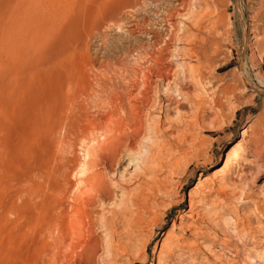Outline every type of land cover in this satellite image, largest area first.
Returning <instances> with one entry per match:
<instances>
[{"label":"rangeland","instance_id":"1","mask_svg":"<svg viewBox=\"0 0 264 264\" xmlns=\"http://www.w3.org/2000/svg\"><path fill=\"white\" fill-rule=\"evenodd\" d=\"M177 1L0 0V264H264V0Z\"/></svg>","mask_w":264,"mask_h":264},{"label":"bare ground","instance_id":"2","mask_svg":"<svg viewBox=\"0 0 264 264\" xmlns=\"http://www.w3.org/2000/svg\"><path fill=\"white\" fill-rule=\"evenodd\" d=\"M178 5L179 7L181 8H184L183 6L185 5L184 3V0H178ZM156 5V4H155ZM159 15V14H158ZM172 18V17H171ZM169 31L172 32V29L174 28L175 26V23L172 21V20H169ZM262 34H263V41H264V30H262ZM171 35V34H170ZM169 37V36H168ZM172 37V36H171ZM170 37V39H171ZM168 39V40H170ZM264 46V44H263ZM162 76V75H161ZM163 77V76H162ZM145 99V98H144ZM207 104V103H206ZM68 110V109H67ZM105 137V136H104ZM108 139V138H107ZM108 142H109V139H108ZM242 145H243V142L242 140L239 141L236 145V147L233 149V151H231L222 161V164L220 166V168H217V170H214L213 173H216L218 172V175L219 173H225L227 171V169L233 167L238 159L240 158V150L242 148ZM99 146V145H98ZM100 148V147H99ZM102 148V147H101ZM99 149L97 148H93V149H90L86 156L88 158V160H86V163L89 162L88 166L91 167V169L89 170H92L91 174L89 175L88 179H86V181H84L86 183V189L81 193L80 191V187L82 188V186H78L77 184V188L79 189L80 193L79 194V198L78 200L76 201V205L74 204L75 207H73V210L70 214L66 215L67 216V223H63L62 225H60L57 221H52V223L48 226L49 229H51V232L52 233L51 235H53V237L51 238V242H50V245H51V248H52V256H53V259L55 257V254L58 250L62 249L64 247V245L66 244V237L69 236V235H74V236H78V237H81L82 235H84V233H86V231L88 230V224L86 225L85 222L87 219H89V217L91 216L89 214V212H87V207H91L92 205H94V198L96 197L95 195H100L103 199L107 200L110 196V192L109 191H104V189L102 188H99V186H97L98 184H100L99 180H97V178L99 177V174L95 171H93L94 169V166L95 164L98 162V160H100V156L99 155ZM116 154V153H115ZM116 156V155H115ZM114 156V157H115ZM111 158V157H110ZM116 159V158H115ZM112 163V162H111ZM98 165V164H97ZM80 167V166H79ZM97 167V166H96ZM95 167V168H96ZM93 168V169H92ZM79 169V168H78ZM80 170V169H79ZM82 170V169H81ZM80 172V171H79ZM83 175V174H82ZM84 176V175H83ZM215 176V174H214ZM217 176V175H216ZM81 177V176H80ZM86 177V176H85ZM87 178V177H86ZM206 179V178H205ZM204 179V180H205ZM83 182V180H81ZM84 183V185H85ZM97 183V184H96ZM83 185V183H82ZM83 185V187H84ZM101 185V184H100ZM199 184H197L198 186ZM103 187V185H102ZM85 188V187H84ZM77 189V190H78ZM72 190V189H71ZM60 192V191H59ZM211 192V191H210ZM194 205V204H193ZM66 207V206H65ZM89 209V208H88ZM66 211V210H65ZM190 211V210H189ZM68 213V211H66ZM260 213V212H259ZM66 214V213H65ZM256 215V214H255ZM189 216V215H188ZM192 216V215H191ZM183 218V217H182ZM86 219V220H85ZM90 221V220H89ZM87 223V222H86ZM89 223V222H88ZM92 226V225H91ZM90 226V227H91ZM229 227V226H228ZM92 229V228H90ZM264 229V228H263ZM236 231V230H235ZM92 232V231H91ZM50 235V236H51ZM241 236V235H240ZM73 237V236H72ZM76 238V237H75ZM82 238V237H81ZM74 239V238H73ZM94 239V238H93ZM47 240V239H46ZM223 241V240H222ZM48 242V243H49ZM73 242V241H72ZM92 242V241H90ZM253 242H257L256 241V237L253 236ZM223 244L225 245L226 244V241L223 242ZM97 243L95 242H92V243H88V248L89 249H97ZM100 247V246H98ZM99 250V249H98ZM61 251V250H60ZM96 252V251H95ZM94 252H91V255L93 254ZM51 255V254H50ZM90 255V256H91ZM261 255V254H260ZM51 256V257H52ZM92 258V257H90ZM53 259H50L53 260ZM58 259V258H57ZM49 261V262H50ZM159 262V261H158ZM55 263V262H54ZM52 264V263H51ZM89 264V263H88ZM159 264V263H158Z\"/></svg>","mask_w":264,"mask_h":264}]
</instances>
